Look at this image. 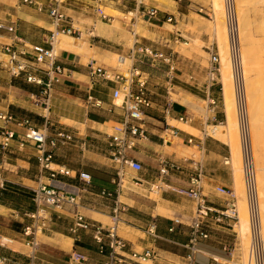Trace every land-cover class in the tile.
Returning a JSON list of instances; mask_svg holds the SVG:
<instances>
[{
	"label": "crops",
	"instance_id": "obj_1",
	"mask_svg": "<svg viewBox=\"0 0 264 264\" xmlns=\"http://www.w3.org/2000/svg\"><path fill=\"white\" fill-rule=\"evenodd\" d=\"M37 1L45 5L49 3L47 0ZM58 1L61 12L70 23L85 31L92 30L94 39L63 35L56 38L59 61L66 76L53 87L48 110L42 102H35V99L41 100L37 87L21 89L18 80L0 70V113L14 115L18 109L35 120H41V126L34 125L36 130L48 132V126H56L69 132L74 137L73 142L80 144L82 162L72 166L69 161L61 159L60 149L54 148L51 165L68 170L70 174L58 175L49 181L39 165L41 153L38 149L31 144L20 147L27 128L0 121V258L5 259L0 264L30 262L32 249L23 229L32 221L25 215L35 211L34 191L42 183L78 196L82 215L104 226H109V221L111 223L115 206L124 208L118 232L129 246L130 257L147 251L155 253L152 260L142 264H231L221 254H211L206 246L207 240L199 243L200 253L194 261L189 260L191 251L187 247L196 210L195 202L186 194L191 171L186 168L184 172L167 178L163 184L158 182L161 160L181 163L196 155L203 170L202 191L215 212L225 210L229 201L217 192V188L234 190L235 187L230 147L227 142L209 134L210 129L224 125L227 120L224 88L209 82V67L193 70L189 60L177 56L174 34L167 29L168 16L175 17L179 9L182 16L189 14L198 3L181 0L179 5L177 0H148L146 5L142 0L147 7L160 11L158 19L147 20L142 16L143 7L130 0ZM98 5L115 8L124 15L129 11L135 17L130 26L125 27L122 23L121 30L114 29L113 25L96 20L93 10ZM0 19L6 25L18 27L14 34L0 30V48L14 44L16 40L28 47L47 48L53 33L57 32L48 13H40L36 7L24 5L21 0H0ZM136 27L142 30L141 35L136 33ZM99 31H104V36L98 35ZM129 34L134 36L133 44ZM205 44L207 54L216 52L215 44ZM140 47L171 56L172 62L168 64L146 58L138 54ZM90 64L115 75L129 77L135 74V81H146L152 100V107L143 115L145 138L137 139L130 153L142 164L143 171L136 173L125 168L121 188L114 184L119 181V166L111 159L109 142L124 123L125 113L120 100L114 99V93L121 90L123 83L102 77L92 79ZM211 100L217 101V107H212ZM3 129L16 133L6 150L1 148ZM80 174L90 176L89 183L81 180ZM133 179L140 183L133 184ZM154 185L159 189H152ZM103 191L113 192L114 198L103 197ZM235 198L237 201L236 194ZM159 208L165 210L167 216L160 214ZM48 211L51 223L38 236L39 247L35 254L38 264H72L73 252L86 258L81 264H105L106 258L98 253L90 234L83 231L77 236L71 234L74 208H49ZM228 226V223H211L208 227L209 241L220 245V252H225L235 237ZM132 260L140 262L138 258Z\"/></svg>",
	"mask_w": 264,
	"mask_h": 264
},
{
	"label": "built area",
	"instance_id": "obj_2",
	"mask_svg": "<svg viewBox=\"0 0 264 264\" xmlns=\"http://www.w3.org/2000/svg\"><path fill=\"white\" fill-rule=\"evenodd\" d=\"M21 1L24 5L36 7L40 13H48L57 27V32L53 33L48 43L49 47L47 48L28 47L19 40H16L11 45H2L0 48V70L5 71L13 80H22L31 86L37 87L39 89V98H41L44 108L48 110V101L53 87L59 84L62 78L66 76V71L59 61L56 38L59 35H63L76 39H82L86 36L94 39L95 36L92 30L85 31L71 24L69 19L61 12L58 0H47L49 2L47 5L37 0ZM130 1H134L143 7L142 16L147 20L158 19L160 15L158 9L147 7L142 0ZM223 9L249 221L250 248L248 264H264L263 221L260 208L257 169L251 140L248 94L241 53L240 23L236 0H223ZM93 14L98 22L111 24L114 21V17L106 13L103 5L96 6ZM174 21L175 18L172 16H168L166 19L167 23ZM0 30L14 34L18 30V27L14 24L6 25L0 19ZM137 52L152 60H163L168 64L172 62L171 56H165L149 48L140 47L137 49ZM88 67L92 79L102 77L106 80L112 79L115 82L123 83L121 90L114 93V99L120 100V106L125 113L124 123L121 127L117 128V135L112 136L109 142L111 159L119 166V170L117 171L119 181L114 182V184L118 188H121V177L125 168H129L136 173L143 171L142 164L132 158L130 153L135 148V141L145 138V130L142 125L143 115L145 110L152 107V100L147 90L146 81H135V74L125 77L109 73L103 68L95 67L92 64ZM208 80L212 84L220 85L221 88L223 87L221 83V58L218 51L210 52ZM211 105L215 108L218 103L216 100H211ZM0 121L5 124L13 123L19 127L27 128V133L20 140V147L23 148L25 145L31 144L38 149L41 153L39 165L43 173L47 175L46 178L49 181L55 180L58 175L69 176L70 172L68 170H53L51 164L53 160L52 150L57 148L59 144L73 142L74 137L72 134L65 130H59L55 138L49 141L47 130L42 132L31 128V121L28 118H17L11 114L0 113ZM15 135L14 131L3 129L4 141L1 144L2 150L9 148V143L15 138ZM226 164H229V161ZM186 168L191 171L190 186L186 194L196 204L195 214L190 226V244L187 247L191 251L189 260L194 261L195 256L200 253L198 248L199 243L210 238L208 230L210 224L225 225L228 223V227L234 231L239 224V213L234 190L224 187L217 188V192L229 199L227 207L222 212H215L214 207L208 201V197L203 194L201 187L203 170L201 163L197 161L196 155L190 159L183 160L181 163L161 160L158 182L163 184L167 178L184 172ZM80 179L89 183L90 176L80 174ZM132 181L133 184L140 183L137 179H133ZM153 188L158 190L159 186L154 185L152 186ZM101 195L106 198H114L113 192L103 191ZM33 203L35 211L25 215L32 223L23 229V235L28 239V245L32 249V256L28 264H38L35 257L39 247L38 236L45 232L51 223L49 208L55 210H64L67 207L74 208L73 226L70 229L71 234L77 236L80 231L90 234L97 246L98 253L105 256V264H126L127 262L142 264L147 260H152L155 256L154 252L147 251L142 255L133 254L130 257L129 246L118 232L122 221L121 213L125 211L124 208L115 206L111 217V225L104 226L101 223L88 220L82 215L79 210L81 204L78 196L68 194L61 189L44 183L40 185L38 190L34 191ZM170 231H173V229ZM76 241H78V238H76ZM130 258H138L140 262L134 263ZM70 261L72 264H81L86 261V258L82 254L73 252ZM215 261L217 262V260ZM0 262H5V259L0 258Z\"/></svg>",
	"mask_w": 264,
	"mask_h": 264
},
{
	"label": "rangeland",
	"instance_id": "obj_3",
	"mask_svg": "<svg viewBox=\"0 0 264 264\" xmlns=\"http://www.w3.org/2000/svg\"><path fill=\"white\" fill-rule=\"evenodd\" d=\"M147 1L148 0H144V3L146 4ZM195 1L198 4L196 5L195 8L190 10L189 14L185 13V15L182 16L179 9L178 13L174 17L175 21L172 23H168L169 25L167 26V29L174 34L175 37L174 50L177 56L189 60L190 66H193V70L199 71V68L209 67L210 54H207L204 51V47H206L205 43L209 42L210 45L215 44L216 51H218L221 58V83L224 88V101L226 105L225 110L227 116V120L225 124L220 126L223 127L222 131L224 132V134L225 131L227 132V135L225 136L223 141L227 142L229 140L227 139V137H229L230 140L232 139L231 137L233 134L232 132H234L233 127L236 128V132L238 135L237 145L232 143L233 141L230 140L229 142L231 144L228 142L227 143L229 147H231L230 148L231 168L234 171V180H235L234 192L237 197L239 224L234 230L235 237H233V239L230 241L231 244L225 252H223L222 249H221L222 252H220L219 248L221 246L215 243L214 241H209L210 239L207 240L209 243L206 246L210 250L211 254L217 256L221 254L223 257L229 259L231 264H248L249 248H250L249 222H248L247 208H246L247 215L246 214H245L246 216L244 215V208L247 206H246L245 190L243 183L240 144L238 145L239 134L237 127L236 112H235L233 82L231 79V88L226 86L227 84L223 75V68H222L223 60L229 58L227 33H226L223 8H222L221 0H195ZM177 2L179 5L182 4L180 0H177ZM104 8L107 14H110L114 17L113 23L108 24V25H113L114 29L121 30L123 24L125 27L130 26L132 19L135 17V15L130 14L129 11L127 14L124 15L121 14L119 11H117L115 8L112 7L106 8V6ZM237 9L239 15V22H240V38H241L244 71L246 76L248 104H249V111L251 112V114L250 113L249 114L250 116L252 115V117H250V122H251V126L256 124V127L262 128L261 130L263 131H261V137L264 138L263 137L264 134H262V132L264 133V0H237ZM141 24H144V22H141ZM135 31L138 35L142 34V30L140 29V27H136ZM128 36L130 39V43L133 44L134 36L130 34ZM179 63H181V61ZM230 70H231V66H230ZM16 82L18 87H20L21 89L22 88L29 90L33 89L31 85L23 82L22 80H18ZM229 88L232 96L229 97L228 103L230 102L231 104H233V105L230 104L233 108L228 103H227L228 105L226 104L227 102L226 93L228 92ZM35 102L41 103L42 101L35 99ZM228 106L232 110L229 109ZM14 113H16L13 115L14 117L28 118L31 121V128L33 129H35L34 125L39 127L43 124L41 120H35L31 118V116H29L27 113H23L18 109H16ZM231 114H233V116ZM230 115L232 117H235L233 120L234 122L233 125H231L232 117ZM227 125L229 126L227 127ZM59 130L60 129L57 128L56 126L54 127L48 126L47 136L49 138V141L55 138V135ZM214 130L215 128L210 129L209 132L211 135H212V131ZM191 132L196 134L194 131ZM228 132H230L231 134ZM251 134H252V145H253L254 157L256 162L257 175H258L257 177L259 179V177L261 176L259 174H262L264 172V170H262L264 169V149L263 147L257 148L254 145L252 127H251ZM261 140L264 143L263 141L264 139ZM234 145H236L237 147ZM232 146H234L235 149H233ZM57 148L60 149L59 154L61 156V159L69 161V163L72 166H76L77 164H80V162H82L83 152L80 151V144L74 142L59 144ZM48 149L51 150L50 148ZM238 150H239L238 153L239 157H237L238 154L235 153L236 151L238 152ZM234 155H236L235 157L237 158L235 160L233 158ZM51 168L53 170L60 171V169L55 166H52ZM259 183L260 182H258V188H259L260 208L262 214L263 234H264V210H263L264 202L262 203L264 199H262L263 197L261 196L262 188L260 187ZM152 198H156V196L152 195ZM108 224L111 225L110 221Z\"/></svg>",
	"mask_w": 264,
	"mask_h": 264
},
{
	"label": "bare ground",
	"instance_id": "obj_4",
	"mask_svg": "<svg viewBox=\"0 0 264 264\" xmlns=\"http://www.w3.org/2000/svg\"><path fill=\"white\" fill-rule=\"evenodd\" d=\"M236 2H237V0H236ZM221 4H222V8H223V0H221ZM238 10V9H237ZM223 13H224V9H223ZM224 18H225V15H224ZM240 23V22H239ZM108 29V28H107ZM106 31V30H105ZM106 32H108V31H106ZM98 35H102V36H104V31H99V33H98ZM145 37V36H144ZM77 46V45H76ZM181 46V45H180ZM241 53H242V48H241ZM242 60H243V57H242ZM222 68H223V75H224V78H225V80H226V86H228V87H230L231 88V73H230V59L229 58H227V59H224L223 60V63H222ZM243 68H244V64H243ZM244 75H245V71H244ZM245 78H246V76H245ZM225 84V83H224ZM230 88H229V90H228V92L226 93V104L228 103V101H229V97H231L232 96V94H231V92H230ZM174 99H175V97H174ZM176 100V99H175ZM234 102H235V100H234ZM229 105L231 104L230 102L228 103ZM227 104V105H228ZM231 105H233V104H231ZM230 105V106H231ZM226 106V105H225ZM232 107V106H231ZM228 108L229 109H231L229 106H228ZM233 108V107H232ZM229 109H228V111H229ZM232 110V109H231ZM230 110V111H231ZM248 110H249V104H248ZM226 111V110H225ZM227 111V112H228ZM231 113H233V112H231ZM249 113L251 114V112L249 111ZM230 114V113H229ZM250 114H249V117H252V115L250 116ZM232 116H233V114H231ZM230 115V116H231ZM231 116V117H232ZM235 116V115H234ZM230 117V118H231ZM234 118L235 117H232V119H231V121H232V124L231 125H233V120H234ZM229 120V119H228ZM252 120V119H251ZM230 125V124H229ZM229 125H227V127L229 126ZM250 125H251V122H250ZM252 127V133H253V138H254V145L257 147V148H262L263 147V149H264V143L262 142V140L261 139H264V138H262L261 137V131H263V130H261L262 128H260V127H256V124H254V125H252L251 126ZM222 128L223 127H215V130L214 131H212V136L215 138V139H222V140H224V138H225V136L227 135V132L225 131V134H224V132L222 131ZM226 129V128H225ZM232 129V128H231ZM233 130H234V132H232L233 134H232V139L230 140V138L229 137H227V139H229L230 141H233L232 143H234V144H236L237 145V137H238V135H237V132H236V128H234L233 127ZM232 130V131H233ZM229 131V130H228ZM231 131V130H230ZM228 133H230V132H228ZM209 134H210V132H209ZM231 134V133H230ZM239 134V133H238ZM262 134H264L263 132H262ZM211 136V135H210ZM263 137H264V135H263ZM229 140L227 141L228 143H230L229 142ZM251 140H252V134H251ZM264 141V140H263ZM226 144V143H225ZM231 144V143H230ZM236 145H234V146H236ZM238 145H239V143H238ZM234 146H232L233 147V149H235V147ZM254 146V147H255ZM237 147V146H236ZM231 148V147H230ZM256 148V149H257ZM232 149V150H233ZM255 149V150H256ZM234 151V150H233ZM257 151V150H256ZM235 153H239V150H238V152L236 151ZM236 155H234L233 156V158H234V160L235 159H237L236 157H235ZM237 157H239V154H238V156ZM255 158V157H254ZM234 162H236V161H234ZM255 164H256V162H255ZM262 170H264V169H262ZM260 173V172H259ZM264 173V172H263ZM262 173V174H263ZM262 174H259V175H261L260 177H259V181L258 182H260L259 184H260V187L262 188L261 190H262V199H264V174H263V176H262ZM258 176V175H257ZM264 201H262V203H263ZM263 206V205H262ZM264 207V206H263ZM165 208V207H164ZM246 208L247 207H245L244 208V215L246 214L247 215V213H246ZM264 210V209H263ZM262 210V211H263ZM160 214H162V215H166V211L165 210H163L162 208L160 209L159 208V211H158ZM167 213H168V211H167ZM169 214V213H168ZM245 215V216H246ZM167 216V215H166ZM249 222V221H248ZM245 225V224H244Z\"/></svg>",
	"mask_w": 264,
	"mask_h": 264
}]
</instances>
